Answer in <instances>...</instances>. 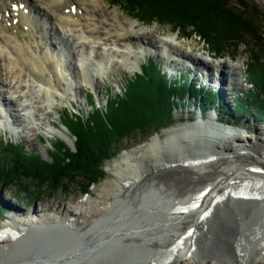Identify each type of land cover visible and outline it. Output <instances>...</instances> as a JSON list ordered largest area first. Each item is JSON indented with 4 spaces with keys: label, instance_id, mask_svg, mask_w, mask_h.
Instances as JSON below:
<instances>
[{
    "label": "bare ground",
    "instance_id": "bare-ground-1",
    "mask_svg": "<svg viewBox=\"0 0 264 264\" xmlns=\"http://www.w3.org/2000/svg\"><path fill=\"white\" fill-rule=\"evenodd\" d=\"M103 12L101 0H0V85L12 91L8 99L19 101L21 112L34 108V104L40 110L53 97L70 101L64 97L67 83L73 79L70 68L77 71L80 81L89 84L91 72L96 75L108 65L117 69L121 64L133 69L132 62L149 50H155L156 55L173 51L171 56H176L178 63L190 60L179 48V34H168L155 24L140 27L124 20L116 9L107 12L108 18ZM52 31L57 33L58 43L50 39ZM132 41L141 44L138 52L131 46ZM107 44H111L108 50ZM58 48H64L67 60L60 59ZM82 51H93L96 59L85 58ZM206 55L210 62L191 60L202 68H195V83L187 78L185 88H193L192 92L185 94L178 86L170 89L179 104L182 97H193V106H198L197 118L184 127L164 131V139L156 135L138 148L122 152L107 166L109 177L94 189L95 195L71 206L73 210L9 215L11 221L0 223V264H24L26 251L32 246L41 252L34 264L103 263L113 256L106 264H119V250L130 253L127 249L138 240L149 250L140 262H133L131 257L134 264H264V135L238 137L233 135V125H220L219 121L238 113L240 97L231 92L229 85L237 91L242 77L240 67L218 60L215 54ZM153 56L141 66V72L150 65L149 61L160 70ZM68 87L70 91L77 88L69 83ZM204 91H216L217 98L224 96L226 104L221 107L215 100L211 102L202 96ZM0 93L5 97L4 92ZM88 95L94 98L92 92ZM228 97H236L231 106L233 113L229 111ZM172 102L177 105L174 99ZM202 107L210 110L204 119L199 111ZM13 121L17 123L18 119L13 116ZM206 142L208 145L202 147ZM162 187H172L173 191L165 192L160 190ZM153 194L168 203L145 211L143 198ZM125 200L132 204L135 214H122V221L116 224L111 216ZM1 206L8 207L5 201ZM229 212L233 218L227 219ZM220 221L234 224L233 229H217ZM55 234L65 240L57 241L45 253L41 247L51 246L49 242L54 240L50 236ZM10 248L16 250L10 252ZM12 257L14 260H10ZM127 258L128 255L120 264H133L127 263Z\"/></svg>",
    "mask_w": 264,
    "mask_h": 264
},
{
    "label": "rangeland",
    "instance_id": "rangeland-1",
    "mask_svg": "<svg viewBox=\"0 0 264 264\" xmlns=\"http://www.w3.org/2000/svg\"><path fill=\"white\" fill-rule=\"evenodd\" d=\"M243 1L246 2L247 4L254 5L257 6V8H260V10L263 12V15L261 18L258 19L256 18L255 14H252V11L250 9H248L249 10L248 11L245 10V8L243 10L234 8V11L238 13V16L241 19L240 20L241 24H243L245 27H248L249 29L253 25L256 29L257 28L259 29L260 33H264V0H243ZM101 2L105 7V12H103V14L107 18H108L107 12L116 9L121 14L124 20L126 19L132 22H136V25L138 24L140 27H151L155 24L159 26L161 29H165V32L168 34L170 33L179 34V38H180L179 41L181 42L179 48H182L183 51L187 53L190 60L189 61L181 60L180 61L181 63H178V61L175 60L176 56H171V53L173 51L172 52L168 51L166 55H164V53L163 54L160 53L159 55L158 54L156 55V53L154 52L155 50H149L151 53L150 52L144 53L143 51H141L143 52L142 56L139 57L137 61L134 60L132 62L134 65L133 69H129V65L125 66V64L119 65L117 69H114V67L112 68L110 65H108V67H105L104 71H102L103 73L100 72L99 74L94 75V73L91 72L92 76L91 78L89 77L90 79L89 84L85 83L84 81H80L78 78L77 71L73 70V68L72 69L70 68L69 73L73 76V79L72 81L71 80L68 81L69 86L72 85L73 87L75 86L77 87L75 90L70 91L67 83L66 89L68 90L65 93L64 97L66 98L67 96V99L69 98L68 100L70 101H66L65 99L60 100L59 98L56 97L49 98L50 100L49 99L47 100L48 101L47 105L43 106L40 110H38L36 108L37 105L34 104V108L26 109L21 112L20 109H22V107L18 105L19 101H10L8 99L10 97L9 93L11 94L12 91L10 92L8 91L7 87H4L6 90L5 91L0 85V92L5 93V97L0 93V144H1V140L4 139L6 142L8 141L14 144H19L21 146L23 145L27 152L37 154L38 156H40L42 161L49 163H52L53 157L48 154H51L52 152H53L52 154H54L55 151L54 150L52 151L53 145L57 144L58 142H62L70 152H73L75 150L74 139L71 136L70 132L68 131L67 127L62 124L61 114L65 112L64 109L67 108L68 110H70L71 112H75L76 114L78 113L83 114L84 117H86L89 113H92L93 109L91 105L85 101V98L87 97L90 91L94 94L93 100L95 102V106L98 109L105 110L106 103L109 98H113L116 97V95L123 94L126 88L127 78L133 79L135 75L137 74L140 75L142 73L141 66H144L146 61L149 60L151 56H153L152 53L154 54L153 58L160 65L159 66L160 71H163L162 74H164L166 80L170 83L171 86L183 85L184 87L187 85L186 83L187 78L190 79V82L195 83L194 78L197 77L196 76L197 74H195L196 72L195 68H197V71L202 70V68H199L200 66L191 63V60L201 58L205 63L210 62L208 61V55H206L207 53H209L210 55L215 54L217 59L219 58L218 60L226 61L231 66L240 67V72H241L240 74L242 79L239 78L240 82L238 84V90L236 91V89L233 88L232 85H229V87L231 88V92L233 90L237 94L236 96L240 97L238 102L243 104L244 103L246 104V102H248L249 103L248 105L250 106L249 108L248 106L244 107L245 112L243 113H239V112L233 113L234 107L232 110L231 106L234 105L235 102L234 99L236 97L233 98L228 97L229 106L231 108L229 109V111L233 113V115H230L231 116L230 119L228 118L229 116L227 117L229 120H227V118L226 120H221L220 118L221 121H219V123L220 125L221 124L224 125L230 124V126L233 125L231 127L234 132L233 135L235 136L244 138L246 134L252 135L255 133L260 138H263L264 120L262 119L264 118L263 117L264 115L261 117L258 116L259 106L257 102L259 101L253 102L254 100H251L249 98V96L253 93L256 95L257 100H260L261 103L264 102V89L261 90L259 87L256 86V83H258L257 81H259L260 78L262 79L260 80V82L261 81L264 82V38L262 37L263 34L256 35L257 39L256 37L252 38L245 36L246 38L248 37L247 40H245L248 41L247 44H243L235 40H226V38L224 37L225 39L223 38L224 40L222 41V43H220L221 45L220 44L219 45L223 47V49L225 50H223V52L216 53V48H213L212 46L204 43L203 40H201L195 34L191 33L190 30H182V29L180 30L178 28L176 29L171 25L165 23H158L153 21L152 22L140 21L139 19L134 17L132 13L123 10V8H121L120 6H115L110 4L108 5L107 4L108 2L105 0H101ZM18 27L21 28V26ZM51 33L52 34L50 36L51 37L50 39L52 40V42L58 43L59 40L57 37V33H55L54 31H52ZM107 45L108 47L106 46L107 48L106 50L109 49V45L111 44H107ZM131 46L133 47L135 52H138L139 48L142 47L141 44L136 43L135 41L131 42ZM188 46H190L191 48H189ZM72 50L70 49L71 53ZM74 54H76V51H74ZM82 55L85 58L87 57L93 60L96 59L93 51L90 52L82 51ZM170 60L173 62L172 64H169ZM71 62L73 64L74 61L71 60ZM148 63L149 64L151 63L153 65L151 61H149ZM102 64L104 63H101V65ZM187 64L191 65V67L186 66ZM210 66L213 67V65L211 64ZM188 67L190 70L188 69ZM228 71L231 72L232 74L231 69H228ZM199 82L197 84L198 86H199ZM33 87L35 88V84ZM33 87H30L32 88L31 92L33 91ZM213 93H216V91H213ZM201 94L202 96L207 97L210 94V92L208 94L207 91H204ZM15 98H17V94H15ZM192 98L187 96H185V98L182 97L183 102L179 104L180 102L177 100V96L176 97L172 96V99H174L177 105L174 106L171 111L172 119L170 124H166L164 127H159V129L156 132L151 131L150 132L151 135L147 138H143L138 135L135 138L124 140L121 147L122 151L118 152V154L115 157H113L111 160L105 162V165L103 167V170L105 172L104 179L92 185L89 188V192L87 194L80 191L79 187H81L80 185L81 183L78 184V187L75 185L71 186L69 185V183H66V185H64L66 187L65 188L66 192H64V188L62 187L61 189L59 188L55 192L47 193L48 190L45 184L40 183L38 185L37 182L33 183L34 185H36L37 188H43V189H37V188L33 189L35 186H33V184L29 180L27 179L25 180L24 178H21V176H14L11 177V179H7L8 185L0 186V223L11 221V219H9V215L12 216L14 215L15 217H21V215L25 216L24 213H29V215L34 212L46 214L47 212H49V210L52 209L57 210L58 212L64 210L65 211L71 210L72 209L71 206L77 205L78 202H80L81 200L87 199L90 194L95 195L94 189L98 188L99 185L105 180H107V178L109 177V172L106 170L107 166L112 165L113 161L117 159L122 152L136 149L139 146L148 142L151 138L155 137L156 135H160L162 139H164V136L162 134L164 131L166 132L167 130H171L173 128L184 127L189 123L190 120H194L195 118H197L198 106L197 108L193 106ZM211 98H212L211 102L215 100L216 103L221 105V107L227 102L224 96L221 98H217V100L214 99L216 98L214 96H212ZM73 100H76L75 104L72 103ZM202 102L207 103L209 101L202 100ZM213 106L217 108L216 104ZM2 111H5L4 112L5 115L3 116L1 115ZM191 111H193V113H190ZM199 111H201L200 115L202 116V119L208 117V114H210L209 113L210 110L208 109V107H202V109H200ZM13 116L18 119L17 123L13 121ZM240 119H242V121ZM11 120L13 122H10ZM203 125L207 126L205 123ZM242 126L245 129L242 128ZM193 127L194 125L192 126V128ZM241 144L243 143L241 142ZM206 145H208L207 142L205 143V145H202V147ZM183 149L184 151H187L186 153L188 154L190 153L188 151L189 148L187 146H185ZM176 151L177 150H174V152ZM166 155L172 156L169 153H167ZM172 157L175 158L174 156ZM54 159H55V154H54ZM18 177L19 179L23 180V182L22 181L20 182L18 180L16 181ZM29 184L32 185L29 186ZM24 189L27 191V193L24 192ZM157 190H159V187L155 189L156 193H158ZM160 190H163L165 192L169 191L170 193H172L173 188L162 187V189ZM30 194L33 196L32 198L34 199L31 200L28 197L31 196ZM162 198L154 194L146 195V197L143 198L144 199L143 209L147 211L150 210V208H154L155 205L157 206L162 204V202L168 203L167 199L164 198L162 199ZM168 198L170 199V197ZM4 201L6 202V205H8L9 208L5 206H1V203L2 202L4 203ZM131 205L132 204L127 202V200L122 202L120 201L118 206L115 207L114 212L111 216L112 219L115 218L114 223L117 222L118 224H120L119 222L122 221V219L119 216H121L122 214L124 215L135 214V212H133L132 210ZM129 210H131L132 212ZM226 218L227 219L233 218L231 212L228 213ZM222 226H226L228 228L233 229L234 224L233 225L226 224V222L220 221L218 222V225L216 227L217 229H219ZM54 236H56V234L50 236L53 237L52 239L54 240L49 242L51 246L41 247V249L45 253L51 251L52 245L57 241L65 240L64 237L57 238ZM138 242L139 243H133L132 246H130L131 249L129 248L127 249L129 250L130 253H128V251L123 252V250L121 249L119 250V253H122L121 258L119 259L121 262L122 261L125 262L124 259L125 256L127 255H128L127 260L129 259L127 263H133L134 261L140 262L141 260H143L142 257H144V254L145 255L147 254L146 250L149 249H147L148 246L145 243H142V240H138ZM32 247H30L26 251L27 252L25 255L26 260L24 264L26 263L34 264L33 262H35L38 259L36 257H39L41 254V252L38 250L39 247L33 249ZM13 250L16 249L10 248V252H14ZM9 256L10 254H8V257ZM131 257L132 259L134 258L132 260L133 262L130 260ZM10 260H14L13 257ZM231 261L234 262L235 259L233 258V260ZM115 262L116 260L114 261V263ZM121 262H119V264ZM67 264H80V263L79 261L76 262L72 261ZM261 264H263L262 261Z\"/></svg>",
    "mask_w": 264,
    "mask_h": 264
},
{
    "label": "trees",
    "instance_id": "trees-1",
    "mask_svg": "<svg viewBox=\"0 0 264 264\" xmlns=\"http://www.w3.org/2000/svg\"><path fill=\"white\" fill-rule=\"evenodd\" d=\"M108 1L111 5L120 6L123 10L132 13L140 21L165 23L176 29L190 30L204 43L216 48V53L225 50L220 46L225 38L243 44H247L248 41L245 40L248 37L257 39L258 34H263L264 38V33H260L258 28L252 25L253 28L249 29L241 24V19L234 8L250 9L258 19L263 15L260 8L243 0ZM260 80L257 81L256 86L263 90L264 82ZM186 81L188 85L189 79ZM127 82L123 94L107 100L105 110L98 109L93 96L88 95L92 113L84 117L83 114L65 112L61 116L63 125L74 139L75 150L70 152L62 142L54 144L52 151H55V159L52 151L48 154L53 157L52 163L42 161L40 156L27 152L22 146L2 141L0 186L8 185L7 179L11 177L21 176L32 184L36 182L38 185L45 184L47 193L55 192L62 187L66 192L64 186L66 183L77 187L81 183L80 191L87 194L92 185L104 179L105 162L122 151L124 140L138 135L147 138L151 135V131L156 132L159 127L171 122V111L175 105L172 102L173 92H170V89L177 86L170 85L156 64L150 63L143 68L140 75H135ZM178 87L184 88L182 92L185 94L193 90V88L186 90L185 86ZM196 92L194 90V93ZM212 96L217 99V94L212 92L207 96L208 100L211 101ZM249 98L254 100L253 102L259 101L258 112L263 116L264 102L257 100L256 95L251 94ZM244 104L239 103V113L245 112L244 107L250 106L248 102L245 106ZM17 180L23 182L19 177ZM33 186H35L33 189L37 188L36 185ZM24 192L27 193L25 189ZM28 197L34 199L32 195Z\"/></svg>",
    "mask_w": 264,
    "mask_h": 264
},
{
    "label": "water",
    "instance_id": "water-1",
    "mask_svg": "<svg viewBox=\"0 0 264 264\" xmlns=\"http://www.w3.org/2000/svg\"><path fill=\"white\" fill-rule=\"evenodd\" d=\"M225 135V134H224ZM228 135V134H227ZM226 136V135H225ZM228 137V136H227ZM215 146V145H214ZM121 254L122 253H117L116 255L117 256H119V258H121ZM114 257V256H113ZM113 257L112 258H106L107 260H105L103 263L101 262V261H98V262H96V263H93V264H106V263H108V261L110 262V261H112L113 260ZM103 261V260H102Z\"/></svg>",
    "mask_w": 264,
    "mask_h": 264
}]
</instances>
